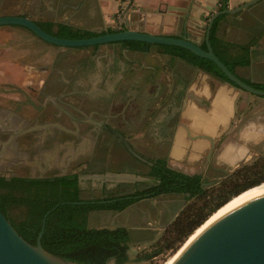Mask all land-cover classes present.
<instances>
[{
    "label": "crops",
    "instance_id": "1",
    "mask_svg": "<svg viewBox=\"0 0 264 264\" xmlns=\"http://www.w3.org/2000/svg\"><path fill=\"white\" fill-rule=\"evenodd\" d=\"M244 1L227 0V6ZM219 5L220 0H0V15L24 14L38 24L63 22L96 32L107 27L125 28L126 20L131 28L189 35L202 45L205 23ZM0 28V82L28 83L37 88L42 74L56 71L66 75L65 69L56 67L62 53L85 50V58L71 70L85 77L79 83L81 91L86 96L98 95L90 98L108 105L145 108L144 114H132L117 127L148 159L164 157L170 167L206 172L211 164H235L239 156L258 148L257 142L250 144L246 139L249 132L262 130L255 122H264V96L239 89L172 50L155 43L139 50L117 42L60 46L21 25ZM214 35L232 43L229 50L219 52L236 75L254 86L264 84V0L220 16ZM242 45L246 48H239ZM240 60L246 62L236 63ZM62 83H68L65 77ZM254 118L259 121L252 122ZM230 123L232 132L223 139ZM237 123L240 126L234 132ZM208 138L226 143L222 155L216 150L207 159ZM127 169L145 175L148 166L131 164ZM150 198L154 197L139 199L122 210L120 225H151L156 218L160 222L171 208L175 214L172 200L155 197L156 211Z\"/></svg>",
    "mask_w": 264,
    "mask_h": 264
},
{
    "label": "trees",
    "instance_id": "2",
    "mask_svg": "<svg viewBox=\"0 0 264 264\" xmlns=\"http://www.w3.org/2000/svg\"><path fill=\"white\" fill-rule=\"evenodd\" d=\"M219 6L220 9L226 7L227 0H220ZM222 15L213 21L209 39L214 52L224 61L219 49L229 50L232 43L221 41L214 35L215 23ZM39 25L54 35L68 38L88 37L124 28L107 27L96 32L63 22H45ZM116 42L136 50L148 48L153 44L141 40ZM155 44L172 50L191 63L230 81L219 67L207 58L183 47ZM202 46L205 47V42ZM239 48L245 49L246 46L242 45ZM237 62L244 63L246 60ZM257 87L264 88V84ZM147 174L158 178L159 182H143L141 185H135L129 192L109 194L96 198L95 201H83L80 198L79 173L76 171L46 177L0 175V210L14 228L31 243L36 242L42 218L50 210L40 239L48 252L90 264H104L106 261L125 264L130 260L128 250L131 244L126 226H88L87 217L91 209L121 210L140 198L155 197L160 193L181 194L184 203L164 226L162 232L164 235L155 242L150 251L134 257L149 258L163 250L177 248L232 198L264 183V157L242 163L224 172L220 177L210 180L203 172H185L170 167L164 157H156L151 159ZM191 198L194 199L193 202H188Z\"/></svg>",
    "mask_w": 264,
    "mask_h": 264
},
{
    "label": "water",
    "instance_id": "3",
    "mask_svg": "<svg viewBox=\"0 0 264 264\" xmlns=\"http://www.w3.org/2000/svg\"><path fill=\"white\" fill-rule=\"evenodd\" d=\"M256 1L246 0L239 5L226 6L210 14L205 23V47L189 35L174 36L142 31L129 27L126 20L124 21L126 27L123 29L78 38L54 35L44 30L34 19L24 14H2L0 15V25L15 24L24 26L45 41L60 46H86L122 40H141L183 47L198 56L213 61L234 86L247 92L264 96V88L244 81L220 59L214 52L209 39L212 23L219 15L237 12ZM121 20H123V17H120ZM89 120L101 124L112 131L134 156L148 164L151 163L149 159L132 148L129 140L118 129L94 119ZM251 121L259 120L254 118ZM255 123H258L260 129H262L257 133L264 132V123L260 121ZM230 126L231 123L227 130H230ZM220 138L221 135L218 140ZM208 139L211 146L206 155L207 159L209 160L216 150L217 152L220 151V155H222L225 151L226 143H216L214 139ZM237 159L240 160L242 157L239 156ZM93 175L102 177V181L103 179L104 181L111 179L116 182H159L156 177L126 171ZM49 212L50 210L42 218L36 242L31 243L14 228L9 219L0 210V264H90L68 259L44 249L40 239L44 232L45 220ZM126 228L131 243L146 241L155 235L154 229L150 226H127ZM107 263L106 261L104 264ZM170 264H264V191L241 201L209 222L182 247Z\"/></svg>",
    "mask_w": 264,
    "mask_h": 264
},
{
    "label": "flooded vegetation",
    "instance_id": "4",
    "mask_svg": "<svg viewBox=\"0 0 264 264\" xmlns=\"http://www.w3.org/2000/svg\"><path fill=\"white\" fill-rule=\"evenodd\" d=\"M10 25H15V24H10ZM53 75L54 74H52L51 72L42 74L39 78L40 83L38 82L39 85L37 86V88H33L32 85L28 83H23V85L19 86L17 83L9 82L7 80L5 82H0V169L6 167L10 168L9 166H17L24 164L27 166L26 168L30 170L29 174H16L14 172L6 173L0 170V175L46 177V176L64 175L76 171L79 173V180H78L80 186L79 196L81 199H83V201H95L96 198L105 197L106 195L109 194H121L123 192H129L132 189H134L135 185H141L143 181L132 182L131 183L132 186L130 189L122 191L121 190L122 185H126V184L130 185V183L111 182L112 185L110 184L111 186L107 187L108 186L107 181L106 180L104 181L103 179L104 181L103 182L102 178H100L98 182L96 181L97 183L96 185H93L92 184L93 182L91 180L90 183L92 186H90L89 189L88 186L86 187L83 184L85 179L84 176L90 177L93 176V174H97V173H105L108 171L122 172L123 170H128L127 167L129 165H125V166L123 165L125 162H127L126 157H124V155H122L121 153L117 155L116 153H114L115 151H113V153L110 151V147H108L110 139H111V143H113L115 146H121L122 148H124L125 152L129 154V157L134 158L136 160V162H132L131 164L140 163V164H145L147 166L149 164L134 156L125 147V145L122 143L119 137L115 135L112 131L108 130L106 127H104L101 124H97L90 121L89 119H94L114 127L108 121L99 119L97 114L94 115V114L73 113L68 109H66V107L63 106L64 104L62 105L60 103L59 98L51 99L49 90L46 88V86L47 87L50 86L49 85L50 78L51 80L55 78L53 81L56 83H60L64 79V77H62L61 74H59L57 78L53 77ZM73 77H75V75ZM71 79L72 78H69L67 80L68 83H71ZM8 93L17 94V95H6ZM30 93L38 94L39 96H41V99L33 98V96H31ZM18 94L23 95L21 99L17 97ZM48 106H53L55 108V111L48 109L47 108ZM143 109L145 108L142 107V110ZM142 110L139 112L142 113ZM239 126L240 123H237L235 125V128H233V131L236 132ZM114 128L121 131L117 126ZM99 131H105L107 135L110 136L109 141L106 143V147H108L107 148L108 153L106 154V158H105V164L107 165L108 168L103 165L102 168L95 169L93 168V165H95L96 162H94L93 158H86L85 160L84 159L81 160L79 159V157L83 154V150L84 148L87 147V144H89L90 141L92 142L93 141L92 139L94 137L96 138V135ZM230 132L232 131L227 130L225 133H222L224 135L223 139H225L226 135H228V133ZM249 134L250 136L246 139L248 143L255 144L257 142L256 144L258 145V148L256 149L257 150L264 149V132L261 133L262 137H258L259 135H257L253 131L249 132ZM129 142L132 148L137 153L144 156L130 140ZM59 150L61 151L59 152ZM246 155H243L242 158L245 157ZM73 160L76 161L75 165L79 167L78 170L77 169L68 170V171L63 170L51 174L44 173L46 169L57 168V167L59 168L61 166H63V169L64 168L68 169V165ZM149 160L151 161V159ZM22 161H24L23 164ZM116 162L117 163L122 162V164L118 166L115 164ZM230 164H231L230 162L219 161L218 163L211 164L214 166H211L210 169L213 168L216 170L224 171ZM35 171H39V172L37 173ZM145 175H148L147 172ZM102 182L103 185H101ZM106 187L107 189H105ZM86 190L90 192V195L84 197L83 193ZM95 190L101 191L102 193H104L105 190H107V192H111V193H108L106 195L103 194V196H100L94 194L93 191ZM170 194H176V193H170ZM165 195H169V194L160 193L155 197L158 198V196L163 197ZM129 205H127L121 210H124ZM179 208L180 207L177 206L176 208H174V210L177 212ZM93 210H109L110 213L121 211V210H112V209H91L89 212ZM175 214L173 215V217L175 216ZM169 221L170 220H168L167 222ZM145 226H150L152 228L154 227L152 225H145ZM164 226H160V228L163 229Z\"/></svg>",
    "mask_w": 264,
    "mask_h": 264
},
{
    "label": "rangeland",
    "instance_id": "5",
    "mask_svg": "<svg viewBox=\"0 0 264 264\" xmlns=\"http://www.w3.org/2000/svg\"><path fill=\"white\" fill-rule=\"evenodd\" d=\"M2 29V28H0ZM86 51L83 50V52H77V53H62L59 63L56 64V67H60L65 69V71L67 72L66 75L64 76L67 80L69 78L71 79V83H67L66 86L64 85V83L60 82V83H55L53 82V80L50 78V86H46V88L49 90V93L51 94V98L56 99L59 98L60 99V103L66 107V109H68L69 111L73 112V113H78V114H97V116L99 117V119L102 120H106L108 121L111 125H113L114 127L116 126H121L122 121L124 120V118L129 117L132 114L135 115H139V114H144V110H142V107H124V106H120V105H108L105 104V101L102 100H96L94 98H90V97H98V95H94V96H86V94H84L81 91V86L79 85V83L84 82L85 81V77L82 75H75L73 70L75 65L80 61V59H84L85 58ZM53 72V71H52ZM57 72L55 71V73L53 72L52 74L53 77H58L59 74H56ZM52 76V75H51ZM19 86L23 85V84H18ZM4 94V93H3ZM2 94V95H3ZM6 95H17V94H6ZM31 96H33V98L35 99H41V96H39L36 93H30ZM23 95L18 94L17 97H19L20 99L22 98ZM4 97V96H3ZM99 98V97H98ZM48 109L55 111V108L53 106H48ZM142 110V113H140L139 111ZM95 111V112H93ZM85 127V126H84ZM121 132V131H120ZM123 134V132H121ZM125 136V135H124ZM110 136L107 135V133L105 131H99L96 135V138L94 137L92 140V142L90 141L89 144H87V147L84 148L83 150V154L79 157V159L81 160H85L86 158H93L95 165H93V168L95 169H100L102 168V166H106L105 164V158H106V154L108 153V147H110V151L113 153V151H115L114 153H116L117 155L119 153H121L122 155H124V157H126L127 162H125L123 165H130L132 162H136V160L134 158H130L129 154H127V152H125L124 148H122L121 146H115L113 143H111V139L109 142V146L106 147V143L109 141ZM129 139V138H128ZM93 143V144H92ZM135 146L138 148V145L135 144ZM62 150V149H61ZM59 150V152L61 151ZM31 153V152H30ZM260 158V157H264V149H259V150H255L254 152H251L250 154H247L245 157H243L242 159L238 160L237 163L235 164H230L226 170L224 171H230L231 169L236 168L237 166H239L242 163L245 162H253L255 161L256 158ZM113 158V157H112ZM111 158V159H112ZM262 159V158H261ZM124 160V159H123ZM75 160H73L69 165H68V169H63V166L61 167H57V168H50V169H46V171H44V173H57L60 171H65V170H74L77 169L79 167H77V165H75ZM124 162V161H123ZM20 163V162H19ZM24 163V161H22V164ZM116 165H121V163H115ZM214 166V165H212ZM10 168L6 167V168H2L0 170L9 173V172H14L16 174H29L30 170L27 169L26 165H17V166H9ZM143 167V165L141 166ZM108 168V167H107ZM144 169V168H143ZM124 171V170H123ZM126 172H130V170H125ZM224 171L222 170H216V169H209L206 172H204L205 176L210 180L213 178H218V176L220 177V175H222L224 173ZM35 172H39V171H35ZM110 172V171H108ZM116 172V171H115ZM84 182L83 184L87 187L88 189L91 185L90 181L92 180V184L96 185V181L98 182V180L102 177H97V176H84ZM90 179V180H89ZM111 182H116L114 180L111 179H107V183L108 186L110 187L112 185ZM130 183V185L126 184V185H122L121 190H128L131 188V183L132 182H128ZM263 183V182H262ZM111 184V185H110ZM261 184V183H260ZM103 185V183L101 184ZM107 187L105 189H107ZM94 188V187H93ZM102 188V186H101ZM95 189V188H94ZM95 195H100L103 196L111 193V192H107V190H105L104 193H102L101 191L95 190L93 191ZM113 192V191H112ZM243 193V192H242ZM241 194V193H240ZM239 194V195H240ZM88 195H90L89 191H85L83 193L84 197H87ZM238 196V195H237ZM237 196H235L234 198H236ZM232 198V200L234 199ZM153 199V200H151ZM158 199H170L172 200L174 206H178L181 207V205L184 203V199L183 196L181 194H169V195H165L163 197L158 196ZM150 201H152V203H154L155 207L158 206V202L156 203V199L155 198H150ZM174 200V201H173ZM193 198H191L190 200H188V202H193ZM172 209H169V211L164 214V216L161 218L160 222L159 220H157V218L154 220H152L151 225L154 226L153 229L155 231V235L153 238L146 240V241H140V242H136V243H131L128 253L130 256V260L127 261L125 264H167L172 258L173 256L177 253V251L180 249V247L183 245L182 243L186 240H184L182 243H180L177 248L175 249H170V250H163L161 253L149 257V258H141V259H135L134 257L137 254H144L145 252L150 251L153 248V245L155 244V242L162 236L164 235L163 229L160 228V226H164L168 220H171L172 218V214L173 212L171 211ZM156 211H157V207H156ZM121 211L118 212H112L110 213L109 210H93L91 212L88 213V217H87V225L88 226H102V225H106V226H112V225H120L122 222L121 216L123 214H121ZM120 213V214H119ZM216 213V212H214ZM168 219V220H167ZM158 221V223H157ZM162 224V225H160ZM131 226V225H128ZM185 243V242H184ZM182 244V245H181ZM107 264H113L112 261L108 262Z\"/></svg>",
    "mask_w": 264,
    "mask_h": 264
},
{
    "label": "bare ground",
    "instance_id": "6",
    "mask_svg": "<svg viewBox=\"0 0 264 264\" xmlns=\"http://www.w3.org/2000/svg\"><path fill=\"white\" fill-rule=\"evenodd\" d=\"M264 191V183L248 190V191H244V193H241V195H239L238 197L234 198L233 200H230L228 203H226L225 205H223L222 207H220L216 213H213L201 226H199L185 241V243H183V245L180 247V249L177 251V253L173 256V258L167 263L170 264V262L174 259V257L178 254V252L182 249V247H184V245H186V243H188L203 227H205L209 222H211L213 219H215L217 216H219L221 213L225 212L226 210H228L229 208L233 207L234 205L240 203L241 201L254 196L260 192Z\"/></svg>",
    "mask_w": 264,
    "mask_h": 264
},
{
    "label": "built area",
    "instance_id": "7",
    "mask_svg": "<svg viewBox=\"0 0 264 264\" xmlns=\"http://www.w3.org/2000/svg\"><path fill=\"white\" fill-rule=\"evenodd\" d=\"M117 28H119V27H117Z\"/></svg>",
    "mask_w": 264,
    "mask_h": 264
}]
</instances>
